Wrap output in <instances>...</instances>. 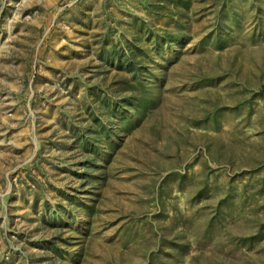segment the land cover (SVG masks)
<instances>
[{"label":"rangeland","instance_id":"rangeland-1","mask_svg":"<svg viewBox=\"0 0 264 264\" xmlns=\"http://www.w3.org/2000/svg\"><path fill=\"white\" fill-rule=\"evenodd\" d=\"M0 264H264V0H0Z\"/></svg>","mask_w":264,"mask_h":264}]
</instances>
